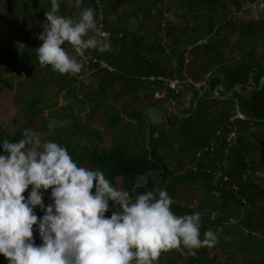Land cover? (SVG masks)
<instances>
[{"label":"trees","instance_id":"1","mask_svg":"<svg viewBox=\"0 0 264 264\" xmlns=\"http://www.w3.org/2000/svg\"><path fill=\"white\" fill-rule=\"evenodd\" d=\"M106 1V17L113 16L125 3L130 4V11L125 18L118 15L115 21L108 22L102 28L110 34L111 50L105 53L94 50L97 59L92 57L90 61L97 76L106 73L97 96L103 97L107 89L116 88L117 79L123 82L133 104L132 109L128 110L129 115L146 122V136L150 126V139L149 147L145 144L137 148L133 142L125 141L112 150L95 149L99 165L91 169L101 170L114 186L122 184L134 196L150 190L158 193L155 176L160 177L163 189L172 198V211L177 215L190 214L193 210L187 205L173 202L178 196L179 186L186 183L200 188L202 206L209 200L214 202L220 198L213 208L216 213L230 211L234 206L245 211H249L251 206L264 209V184L249 176L248 180L245 178L247 172L253 175L264 170V7L257 6V19L238 22L236 16L245 9L243 0H178L185 10L180 14L182 21L174 26L164 25L165 32L161 37L159 33L152 36L145 30L141 35H134L132 29L142 25L137 7L143 9L147 6L152 13L162 0ZM97 3L92 0L88 6L95 10L96 16L101 11ZM159 23L162 24V21ZM155 31L160 32L158 27ZM38 47V44L26 41L21 59L38 64L35 52ZM189 52L193 59H201V68L197 71L187 67L186 56ZM102 61L113 70L103 67ZM5 69L0 56V82L12 87L3 73ZM173 80H177L182 87H172L170 83ZM54 83L58 90L56 93L61 88L68 89L70 97L67 100L78 95L74 75L57 73ZM198 83L204 84L197 88ZM187 89L193 90L190 102L182 103V95L184 90L187 95ZM3 91V87H0V96ZM157 91L165 93L163 101L169 102L170 108L163 107L159 100H151ZM115 92L119 95L124 91L116 89ZM104 102V122L118 128L125 119L124 110L116 103ZM149 107H155L156 112L166 116L163 126L152 120L153 109L147 110ZM95 110L96 113L100 111ZM210 112L212 118H209ZM237 112L243 113L246 118L235 117ZM25 131L21 128L14 135H9L0 130V142H16ZM232 132H236L237 141L229 146L227 137ZM98 136L102 139L100 134ZM145 140L147 142V137ZM213 143L217 146L216 151L207 152L201 160L198 159V151ZM0 154H6L2 146ZM250 156L255 157L252 165L248 162ZM216 157L222 161L229 160L228 166H221L223 162L217 161ZM217 173H221L222 182L226 175L232 177V181L215 183ZM143 177L144 182H140ZM233 181L238 185L237 189L231 187ZM28 191L24 193L26 197ZM50 193L51 189L44 193L46 206L52 203ZM237 197L243 199L237 203ZM245 204L247 208H243ZM35 212L38 217L44 214L39 206ZM106 215L110 216L111 212ZM247 217L246 228L254 222V228L264 233L262 216L257 221L251 213ZM221 219L208 218L207 224L215 227ZM33 235L35 243L42 244L38 230ZM208 250L207 246L199 248L200 259L205 264H214L216 260L207 257ZM164 255L165 252L159 257L158 264H168L170 261L173 264H188L184 256L167 260ZM0 264H8L3 255H0ZM236 264H251L249 252ZM254 264H264V255Z\"/></svg>","mask_w":264,"mask_h":264},{"label":"clouds","instance_id":"2","mask_svg":"<svg viewBox=\"0 0 264 264\" xmlns=\"http://www.w3.org/2000/svg\"><path fill=\"white\" fill-rule=\"evenodd\" d=\"M82 3L67 0L76 9ZM50 5L38 36L42 44L35 49L39 66L76 75L83 68L76 57L84 50H111L110 34L98 27L94 9L66 17L58 14L60 0H50ZM0 146L6 153L0 154V255L8 264H158L164 252L218 242L212 229L202 238L200 212L175 214L166 190L134 196L114 186L101 170L79 166L65 146L45 141L35 131L26 130L20 140H4ZM49 189L52 203L46 206Z\"/></svg>","mask_w":264,"mask_h":264},{"label":"rangeland","instance_id":"3","mask_svg":"<svg viewBox=\"0 0 264 264\" xmlns=\"http://www.w3.org/2000/svg\"><path fill=\"white\" fill-rule=\"evenodd\" d=\"M95 1L96 3L98 2L97 4L101 10L100 14L96 16L100 30L108 22L115 21L118 15L125 18L126 14L130 11V4L125 3L123 6H120L118 12L113 16L106 17L104 6L108 1ZM243 2L245 9L236 16L237 21L257 19L259 17L257 6L261 5L264 7V0H243ZM90 4H92V0H83L81 9H76L69 7L67 0H60L58 14L66 17H75L80 10L88 8ZM50 7V0H0V56L6 68L3 73L13 85L10 87L0 82V87H3L4 90L0 96V130L5 131L9 135H14L21 128L35 131L41 135L43 140L55 141L65 146L79 166L89 169L99 165L95 149L98 151L104 149L112 150L116 145L125 141L133 142L137 148L143 147L145 144L147 145L145 140L146 137L148 138V135L146 136V122L139 118H132L129 115L128 110L132 109L133 104L131 103V95L125 89L123 82L117 79L116 88L111 87L107 89L102 94L103 97L97 96L99 85L101 84L103 75L106 73L103 72L102 76L99 77L95 69L90 65L92 57L95 58L94 50H84L82 58L80 56L76 57L82 63L83 68L80 73L74 75L78 87V95L72 96L71 100H67L70 95L66 88H61L56 93L58 90H56L54 80L58 72H54L50 66H39V63L27 62L21 59L22 47L26 41H32L39 46L42 44L38 36L43 32L42 24L45 21V12ZM68 9L73 11H69ZM184 11L180 7L178 0H162L156 5L152 13L149 12L147 6L143 9L137 7L138 16L142 21L140 27L142 29L133 28L132 32L134 35H141L145 30L152 36L155 33H159L163 37L165 32L164 25L169 24L174 26L182 21L180 20L182 19L180 14H183ZM160 21H162V24L159 23ZM133 24L136 25V21ZM156 27H158L160 32L155 31ZM63 47L70 54L75 55L70 44H66ZM191 55L189 52L186 56L187 67L193 71H197L201 68V59H193ZM102 66L108 68L110 71L113 70L104 61H102ZM136 80V83H138V79ZM170 84L172 87H182L177 80L171 81ZM202 84L204 83L196 84L197 88H200ZM113 89H120L124 92H122L123 94L116 95ZM187 91L186 95V90H184L182 103L190 102L189 97H191L193 90L187 89ZM164 94L162 91H157L151 100H159L163 107L170 108V103L163 101ZM104 100L116 103L119 108L124 110L125 119L118 128H114L109 123L104 122L103 110L106 103ZM29 105L31 106L29 107ZM96 108L100 109L97 113ZM149 109H153L152 120L163 126L166 116L156 112L154 110L155 107H149L147 110ZM213 111L216 112L215 110ZM241 114L243 113L237 112L236 115ZM209 118H212L211 112L209 113ZM76 128L81 129L77 130ZM98 134L102 136L103 140L99 138ZM78 146L80 147L78 148ZM73 150H76L75 153ZM254 158V156L248 158L250 165L255 163ZM217 161L221 162L222 160L217 159ZM229 162V160L225 162L226 166H228ZM171 167H173L172 164ZM248 176L253 180H257L261 185L264 184V170H260L253 175L251 172H247V177H245L247 180L249 179ZM228 177L230 178L229 181H232V177ZM144 180L143 177L140 179V182H144ZM155 180L157 191L159 192V190L163 189L162 179L155 176ZM117 187L127 190L122 184ZM231 187L237 189L238 185L233 181ZM199 189L192 187L188 183L181 184L178 196L173 202L193 208L191 213L200 212L202 217L201 232L203 233L206 228L212 229L216 232L218 240L221 238L220 242L209 247L207 257L210 259L214 258L216 260L214 264H236L246 257V254L249 252L251 264H254L261 255H264V233L254 228L252 225L254 222L249 223L246 228V219L248 218L247 215L251 213L256 221L261 216L264 220V209L251 206L249 207V211H245L243 209L239 210L238 206L232 205L234 207L230 211L216 213L213 208L215 207V203L217 205L220 198H217L214 202L209 200L202 206L200 202L201 191ZM242 199L241 197H237V203ZM247 207V204L243 206V208ZM216 217H222L223 219L216 223L217 227H210V224H207L208 218L215 220ZM206 224L207 226H205ZM242 229L244 232H242ZM37 230L38 226H34L33 233ZM249 235H251V238H248ZM181 256L186 258L188 264H205L200 259L199 248L193 250L173 249L165 252L164 255L167 260L170 258H174V260L180 259ZM168 264L173 263L170 261Z\"/></svg>","mask_w":264,"mask_h":264},{"label":"built area","instance_id":"4","mask_svg":"<svg viewBox=\"0 0 264 264\" xmlns=\"http://www.w3.org/2000/svg\"><path fill=\"white\" fill-rule=\"evenodd\" d=\"M236 117H241V118H246L245 115L241 114V115H236ZM237 141V134L236 132H232L231 134H229V136L227 137V144L229 146L233 145L235 142ZM217 149V146L213 143L210 146H206L203 149H200L197 153V158L198 159H202V157L204 156L205 153L207 152H212L214 153ZM226 161H223V163L221 164V166L226 167ZM194 169H196V166H194ZM230 180V178L228 176H225L223 179V182L221 181V173H217L216 177H215V183H219V184H224L227 183Z\"/></svg>","mask_w":264,"mask_h":264},{"label":"water","instance_id":"5","mask_svg":"<svg viewBox=\"0 0 264 264\" xmlns=\"http://www.w3.org/2000/svg\"><path fill=\"white\" fill-rule=\"evenodd\" d=\"M198 100H199V98L195 101V106L197 105ZM149 139H150V126H149L148 138H147V147H149Z\"/></svg>","mask_w":264,"mask_h":264}]
</instances>
